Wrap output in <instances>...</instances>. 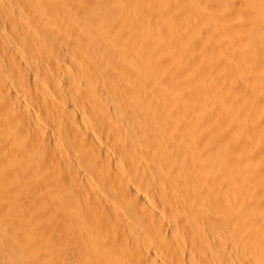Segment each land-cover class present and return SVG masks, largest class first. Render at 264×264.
<instances>
[{"label": "bare ground", "instance_id": "6f19581e", "mask_svg": "<svg viewBox=\"0 0 264 264\" xmlns=\"http://www.w3.org/2000/svg\"><path fill=\"white\" fill-rule=\"evenodd\" d=\"M0 264H264V0H0Z\"/></svg>", "mask_w": 264, "mask_h": 264}, {"label": "rangeland", "instance_id": "374dc122", "mask_svg": "<svg viewBox=\"0 0 264 264\" xmlns=\"http://www.w3.org/2000/svg\"><path fill=\"white\" fill-rule=\"evenodd\" d=\"M65 82V81H64ZM55 93V92H54ZM54 95H56L57 97H59V95L56 93V94H54ZM46 165H42V166H40V168H42V167H45Z\"/></svg>", "mask_w": 264, "mask_h": 264}]
</instances>
